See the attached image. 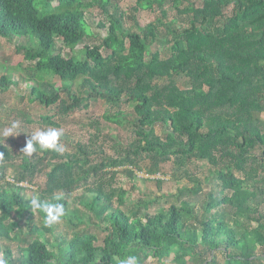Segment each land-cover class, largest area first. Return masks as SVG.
I'll return each mask as SVG.
<instances>
[{"label":"trees","instance_id":"trees-1","mask_svg":"<svg viewBox=\"0 0 264 264\" xmlns=\"http://www.w3.org/2000/svg\"><path fill=\"white\" fill-rule=\"evenodd\" d=\"M119 1L0 0V38L23 57L0 63V92L24 84L14 117L31 124L27 110L37 108L41 124L58 128L53 117L101 100L117 109L103 120L132 135L125 150L77 144L73 154L31 157L0 142V251L11 264H119L129 255L137 264H264V0H134L130 14ZM144 10L158 15L141 26ZM96 15L105 35L95 43ZM169 161L186 180L173 192L125 207L127 191L104 185L113 169L152 178ZM194 162L202 168L190 174ZM43 172V186H26ZM54 196L65 215L45 227L30 201Z\"/></svg>","mask_w":264,"mask_h":264},{"label":"rangeland","instance_id":"rangeland-1","mask_svg":"<svg viewBox=\"0 0 264 264\" xmlns=\"http://www.w3.org/2000/svg\"><path fill=\"white\" fill-rule=\"evenodd\" d=\"M119 8L122 12L126 14H130L131 8L134 6V0H120ZM158 15L157 11L150 12L148 10L141 11L135 17L134 20L138 22L141 26L152 22L155 17ZM100 16L96 15L94 17H89L90 22L93 23L91 25V31L96 35V38L92 41L95 43L100 36L105 35V30L100 29L96 26L98 20H100ZM126 25L131 28H135V22L133 19L126 18ZM102 37H100L101 40ZM91 41V42H92ZM90 42V41H89ZM100 42V41H99ZM98 42V43H99ZM23 61L22 55H19L15 52V45L13 43H9L8 41L0 38V63H6L7 66L14 67L20 64ZM27 64L25 63L23 67ZM5 72L0 69V76ZM16 74L12 73V77ZM57 85H59L58 81H54ZM177 85V84H176ZM178 85L182 89H189L188 84H186L183 80H179ZM24 84L19 83L18 87H11L8 91L0 92V142L4 145L10 146L13 150L18 151L25 146L26 140L32 134H34L38 130H44L47 128H53L52 126H44L40 123L39 114L40 111L37 108H33V110H27L29 116L27 117L28 121H31V124H27L25 117L21 118V116H15V113H19V109L22 105L24 107V103L20 100V95H22ZM121 110L125 111L127 114L132 113V107H129L127 104H123L120 107ZM116 108L110 107L108 104L101 100H90L87 106H82L79 109L73 110L70 114L65 117H53L54 121H57L58 128H62L64 131V136L61 139V145L65 147V150L68 153H74L77 151L76 145L81 144L84 146H93L99 147L104 143L108 145H114L117 150L120 148H124L126 145L128 146L129 141H131L132 135L130 130L127 127L124 129L117 128L111 124L106 123L102 116L107 112H116ZM261 121L264 122V114L260 115ZM13 122L17 123L19 127L14 131L12 136L5 135L6 130L11 127ZM157 134L159 136H163V128L157 127L155 128ZM112 136L110 141L107 140L106 137ZM112 149L109 152L112 155ZM98 158H94V162L98 163ZM145 164H142V167ZM202 168L201 163H191L187 166V169L190 174L199 173L198 171ZM161 172L152 178L145 176V173L137 172L136 179H128L127 175L123 173L121 168H116L110 171V175L114 176L115 179L113 182L106 181L105 186H118L122 187L127 191V194L124 198L125 207H130L131 205H135L138 200H145L148 198L159 197L162 193H170L175 190L179 181L186 183L182 176V171H177L171 161L160 166ZM8 177H13L14 173L11 170L7 171ZM174 177L175 182H172L169 178ZM10 178V179H11ZM150 178V179H149ZM163 179L165 182L158 186L155 184L153 179ZM165 178V179H164ZM46 181V177L43 173L35 174L31 180V184H27L26 186H31L32 190H35L37 187L43 186ZM178 181V182H176ZM207 186L203 188V193L207 190ZM30 194H32L30 192ZM198 200H201L202 197L198 196ZM165 200H160L159 205L164 207L167 205V202L164 203ZM152 206L149 210L150 213H154L156 207ZM147 264H158L156 260L149 259Z\"/></svg>","mask_w":264,"mask_h":264},{"label":"clouds","instance_id":"clouds-1","mask_svg":"<svg viewBox=\"0 0 264 264\" xmlns=\"http://www.w3.org/2000/svg\"><path fill=\"white\" fill-rule=\"evenodd\" d=\"M19 127L15 122L10 128L6 130L5 135L12 136L14 131ZM64 136L62 128H47L44 130H38L26 140L25 146L22 152L25 156L31 157L34 153L54 151L57 153H63L65 148L61 145V139ZM4 158L3 154H0V160ZM60 196H54L52 202H41L38 197H33L30 201L31 209L33 211H39L44 214L43 224L45 227H51L56 223H59L65 215V208ZM0 264H11V258L6 253L0 251ZM119 264H137V257L129 255L127 258L119 260Z\"/></svg>","mask_w":264,"mask_h":264}]
</instances>
